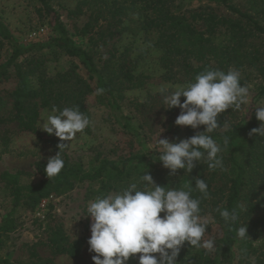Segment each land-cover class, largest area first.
Listing matches in <instances>:
<instances>
[{
    "label": "trees",
    "instance_id": "1",
    "mask_svg": "<svg viewBox=\"0 0 264 264\" xmlns=\"http://www.w3.org/2000/svg\"><path fill=\"white\" fill-rule=\"evenodd\" d=\"M36 1L40 5L39 13H44L51 30L56 34L45 48L58 50L76 60L88 77L83 79L79 76L78 65L52 75L47 71L43 59L26 58L31 49L19 45L0 18V51L3 45L11 49V54L0 63V126L15 123L20 130L32 134L38 131L40 111H51L53 105L60 110L79 106L89 118L84 102L93 90L90 83L96 89H105L103 94L115 106L118 105L117 101L122 99V95L114 87L119 74L108 72L109 66H114L112 62H108L106 69L100 70L92 53L98 41H103V31L109 32L108 35L122 31V18L140 3V0H112V16L108 20L103 18L105 23L98 30H94L93 26L98 25L99 14L91 15L79 31L81 36L87 38V46L82 47L75 45L70 38L54 8V0ZM207 1L223 8L229 17L220 16L210 8L183 11L181 5H176V0H141V12L137 15L132 31L134 34L142 32L153 36L152 47L159 53L158 66L164 71L167 81L176 79V74L193 80L202 71L215 70L216 66H211L212 62L220 65L225 72L229 67L235 70L251 67L261 71L262 68L257 64L258 56L247 53L245 46L249 39H264V0H251L250 13L241 11L232 0ZM93 3L83 0L71 13L80 14L83 5L92 7ZM221 30L227 35L225 43L219 40ZM42 49L39 48V51ZM118 65L121 77L130 81L129 72L123 65ZM10 80L14 81V88L1 89ZM261 97L264 98V84L254 94L255 99ZM260 123L253 112L250 118L240 120L224 132L210 134L220 144L225 138L228 139L227 147L221 153L223 167L214 170L206 164H197L189 174L177 170L175 176H169L168 170H164L161 162L156 160V151L138 153L119 161L97 159L96 165L87 169L80 163L70 161L64 148L61 150L64 167L54 178L48 180L44 173L47 162L42 161L34 164V172L40 178L35 184L22 183L19 173L4 172L0 175V181L11 199V209L0 222V250L4 247V239L16 229L14 215L17 209L32 211L44 199L61 196L81 184L95 186L90 190L93 199L111 194L145 171L160 186L180 188L189 181L195 186L194 177L204 179L208 185L209 195L201 201V215L209 214L213 222L221 227L222 236L216 240L212 251L189 247L186 243L177 257L179 264H230L229 259L236 246L241 250L240 264H250V258L257 253L256 243L264 246V138L249 134ZM58 143L60 141L52 142L56 151L59 150ZM192 195L199 197L201 194L194 191ZM237 205H243L246 209L236 225H246V239L238 238L234 229L229 230L215 211L218 207L231 210ZM252 216L255 218L252 219ZM87 240L81 238L70 242L61 228H54L48 238V246L54 257L75 259ZM93 255L91 253L89 264H93ZM0 264L14 263L0 258ZM33 264H54V260L37 258ZM127 264L137 263L129 260Z\"/></svg>",
    "mask_w": 264,
    "mask_h": 264
},
{
    "label": "rangeland",
    "instance_id": "2",
    "mask_svg": "<svg viewBox=\"0 0 264 264\" xmlns=\"http://www.w3.org/2000/svg\"><path fill=\"white\" fill-rule=\"evenodd\" d=\"M83 0H54V8L61 22L69 33L75 45L86 47L87 38L79 34L84 24L91 15L99 14V23L94 25V30L103 26L106 19L112 16V0H89L94 2L92 7L83 5L80 14L73 15L76 6ZM241 10L250 13L251 0H232ZM95 4V5H94ZM142 3L136 5L131 13L122 18V31L110 35L103 31V41H98L93 49V59L100 70L109 66L108 72L119 74L115 78V90L122 95L117 101V106L104 94L96 95V88L92 85V92L85 98V109L91 124L83 132L77 133L74 140L68 143L65 151L74 163H80L85 168L96 165L95 160L108 159L119 161L138 153L156 151L153 147L158 138H167L170 142H178L203 131V126L197 129L176 126L174 121L179 115V108L167 109L162 105L158 93L161 86H175L191 80L181 74H176V79L167 81L164 71L158 66V51L152 47L153 36L138 32L134 34L137 15L141 12ZM176 5H181L183 11L212 9L220 16L229 17L227 12L207 0H176ZM40 5L36 0H0V18L10 34L18 44L31 51L25 56L28 59L40 58L45 61L47 71L55 75L57 72L68 70L72 65H78L74 59L68 58L62 52L45 48L51 38L56 36L49 26L48 18L44 13H39ZM117 18V17H116ZM44 29L45 34H39ZM33 34H36L33 37ZM98 38V37H97ZM227 35L224 30L219 34V40L226 42ZM104 42V43H103ZM37 45V46H36ZM44 45V46H42ZM39 48H43L39 51ZM247 53L257 55V64L261 71L251 67L236 70L240 73V83L249 88L248 103L239 110L227 109L218 116L221 125L215 133L227 130L231 125L240 120L250 118L257 106H264V98H254L257 88L264 84V39H249L245 46ZM11 54V49L3 45L0 51V63ZM123 65L131 76L130 81L124 80L119 71ZM215 70H222L215 62ZM229 70H235L229 67ZM78 74L87 79V72L79 66ZM15 86L13 80L1 86V89L12 90ZM183 101V97H181ZM52 114L50 110H41L37 122V133L32 134L20 130L15 123L0 126V175L4 172L21 174V182L35 184L40 181L34 172V164L38 161L47 162L48 158L56 154L52 142L58 138L47 134L41 127L42 118ZM167 170V169H164ZM94 185H77L74 190L61 196H52L44 199V207L40 204L34 210L17 209L14 217L17 221L16 229L4 239V247L0 250V258L14 264H33L39 259H52L54 264H89L91 252L88 245H84L75 259L67 256L54 257L48 246V238L54 228H61L70 242L81 238H90V218L84 216L87 204L93 200L90 190ZM11 199L0 181V222L10 211ZM162 215V214H161ZM210 221L204 239H220L222 229L215 224L209 214L203 215ZM252 219L255 216L251 217ZM257 253L252 255L250 264L264 263V246L256 243ZM241 250L233 249L229 259L230 264H240ZM139 254H137V257ZM37 257V258H36ZM138 264L137 259L130 258Z\"/></svg>",
    "mask_w": 264,
    "mask_h": 264
},
{
    "label": "clouds",
    "instance_id": "3",
    "mask_svg": "<svg viewBox=\"0 0 264 264\" xmlns=\"http://www.w3.org/2000/svg\"><path fill=\"white\" fill-rule=\"evenodd\" d=\"M240 78L236 70L207 69L193 81L159 87L162 105L180 109L174 121L176 126L194 130L203 126V131L178 142L158 135L153 146L156 160L168 170L169 176H175L177 170L189 174L197 164H206L213 170L223 167L221 153L228 139L220 144L210 134L221 126L218 123L221 113L227 109L239 110L248 103L249 88L241 85ZM104 91L98 88L96 95ZM51 113L41 119V129L60 143L59 150L48 158L44 167L48 180L64 167L61 150L68 145L64 142L74 140L77 133L91 124L79 106L60 110L53 105ZM255 118L261 123L249 134L264 138V106L256 107ZM194 180L195 186L190 181L180 188L160 186L144 171L118 191L91 200L84 216L90 218L87 244L88 251L94 253L93 264H127L130 258L137 259L138 264H179L177 257L186 243L189 247L212 251L214 238L204 239L210 221L201 215V201L209 195L208 185L204 179L194 177ZM194 191L201 195L194 197ZM215 211L229 230L236 231L238 238H248L244 223L236 227L246 211L243 205L231 210L218 207Z\"/></svg>",
    "mask_w": 264,
    "mask_h": 264
},
{
    "label": "built area",
    "instance_id": "4",
    "mask_svg": "<svg viewBox=\"0 0 264 264\" xmlns=\"http://www.w3.org/2000/svg\"><path fill=\"white\" fill-rule=\"evenodd\" d=\"M44 32H45L44 29H40V30H39V34H45ZM35 35H36V34H33V37H34ZM44 203H45V202L42 201V202L40 203V206H41V207H44Z\"/></svg>",
    "mask_w": 264,
    "mask_h": 264
}]
</instances>
